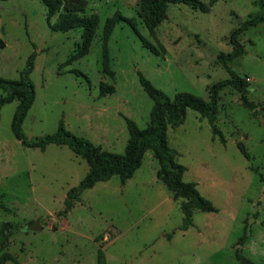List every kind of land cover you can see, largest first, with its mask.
<instances>
[{
    "label": "rangeland",
    "instance_id": "1",
    "mask_svg": "<svg viewBox=\"0 0 264 264\" xmlns=\"http://www.w3.org/2000/svg\"><path fill=\"white\" fill-rule=\"evenodd\" d=\"M78 1L100 23L89 53L74 60L78 31L54 32L57 17L48 20L38 0H0V77L18 80L34 54L36 98L23 124L26 137L53 134L62 123L119 154L129 121L141 129L150 122L153 101L141 77L170 97L191 93L208 100L209 88L229 76L218 57L232 52V33L264 9V0H220L207 13L170 5L152 33L140 14L141 0ZM116 12L134 18L139 34L128 24L116 26L106 71L102 29ZM238 39L243 54L228 65L248 86L243 97L231 87L221 91L216 126L222 137L193 110L168 129V143L186 168L184 180L196 183L216 208L195 211L187 228L181 200L157 178L152 152L132 178L97 183L66 212L67 193L87 174V162L67 146H24L11 126L17 102L0 107V198L8 209H0V225L20 227L0 252L5 264H99L100 249L104 264H239L235 249L245 227L244 255L264 264V22ZM35 221L42 229L26 231Z\"/></svg>",
    "mask_w": 264,
    "mask_h": 264
},
{
    "label": "trees",
    "instance_id": "2",
    "mask_svg": "<svg viewBox=\"0 0 264 264\" xmlns=\"http://www.w3.org/2000/svg\"><path fill=\"white\" fill-rule=\"evenodd\" d=\"M38 1L46 8L48 20L57 17L56 21L50 25L54 32L78 31L80 33L81 41L77 44L72 58L78 60L86 56L90 51L95 34L98 32L99 15L86 13V3L78 0L75 2H68L69 0ZM218 1L220 0H210V3L206 4L201 0H141L139 6L145 27L153 33L167 19L170 5H186L207 13L209 8ZM263 22L264 9L232 33L230 37L234 47L232 52L218 57V61L226 69L229 76L209 88L208 100L191 93H177L174 97H170L156 88L149 80L141 77V85L147 96L153 101L150 122L146 128L141 129L134 122L129 121V139L122 154L103 151L91 141L77 137L66 130L62 123L53 134L34 140L26 137L23 132V124L36 98L35 86L31 79L34 69V54L27 60L18 80L0 77V89L4 92V96L0 98V107L17 102L11 126L14 136L24 146L38 148L42 151L49 145L67 146L87 162L89 167L87 174L76 187L71 188L67 193L64 202L66 212H69L79 202L80 195L84 191L92 189L97 183L109 181L113 177H118L122 182L132 178L140 168L145 154L152 152L159 165L157 178L176 200H181V211L184 217L183 227L187 228L192 225V217L195 211L211 213L216 212V208L200 194L196 183L184 180L186 168L177 161L176 153L168 143V129L182 125L187 111L193 110L209 121L214 136L222 137L216 126L221 91L226 87H231L240 92L243 97L248 86L246 81L229 67L228 63L243 54V46L239 42L238 36ZM122 23L130 25L139 34L134 18H128L120 12H116L106 19L102 29L103 61L106 71L109 67L108 42L116 26ZM141 39L149 50L158 54L155 46L143 37ZM2 46L3 42L0 39V47ZM105 92L106 90L102 91L103 94ZM0 209L8 210L1 202V198ZM19 230L20 227L16 223L0 225L1 253L6 248L9 239ZM247 232L248 229L245 227L244 235L239 239L235 249V257L239 264H256L244 255L241 248L248 239ZM6 261V256L0 254V264H5ZM98 261L99 264L105 262L101 249L98 251Z\"/></svg>",
    "mask_w": 264,
    "mask_h": 264
},
{
    "label": "water",
    "instance_id": "3",
    "mask_svg": "<svg viewBox=\"0 0 264 264\" xmlns=\"http://www.w3.org/2000/svg\"><path fill=\"white\" fill-rule=\"evenodd\" d=\"M41 229H42V227H41L39 221H35V222L27 225V227H26V231H32V232H37Z\"/></svg>",
    "mask_w": 264,
    "mask_h": 264
}]
</instances>
